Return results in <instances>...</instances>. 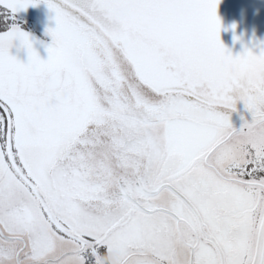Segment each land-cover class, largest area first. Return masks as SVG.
Segmentation results:
<instances>
[{
  "label": "snow or ice",
  "instance_id": "1",
  "mask_svg": "<svg viewBox=\"0 0 264 264\" xmlns=\"http://www.w3.org/2000/svg\"><path fill=\"white\" fill-rule=\"evenodd\" d=\"M219 3L0 0V264H264V45Z\"/></svg>",
  "mask_w": 264,
  "mask_h": 264
},
{
  "label": "water",
  "instance_id": "2",
  "mask_svg": "<svg viewBox=\"0 0 264 264\" xmlns=\"http://www.w3.org/2000/svg\"><path fill=\"white\" fill-rule=\"evenodd\" d=\"M217 14L222 24L220 39L233 56L242 54L245 48L260 54V45H264V0H220ZM236 107L246 110L242 102Z\"/></svg>",
  "mask_w": 264,
  "mask_h": 264
},
{
  "label": "rangeland",
  "instance_id": "3",
  "mask_svg": "<svg viewBox=\"0 0 264 264\" xmlns=\"http://www.w3.org/2000/svg\"><path fill=\"white\" fill-rule=\"evenodd\" d=\"M3 13L5 11L3 9H0ZM11 22L15 23L21 30L27 31L36 42L41 43L42 47H46V45H49L52 43L51 37L46 34L47 29L49 28H55L56 25L50 24V23H45L41 20H38L36 16H33L32 14L24 13V12H18L15 14V17L12 18ZM19 44V42L17 43ZM16 45V42H15ZM37 46V45H34ZM20 48V45L18 46ZM12 49H15L13 47ZM42 60H47L48 59V54L40 55ZM19 59V57H16ZM233 115L231 118H237L238 116ZM235 116V117H234Z\"/></svg>",
  "mask_w": 264,
  "mask_h": 264
},
{
  "label": "flooded vegetation",
  "instance_id": "4",
  "mask_svg": "<svg viewBox=\"0 0 264 264\" xmlns=\"http://www.w3.org/2000/svg\"><path fill=\"white\" fill-rule=\"evenodd\" d=\"M21 12L32 14L33 16H36L38 20L45 23L56 25L54 20L55 14L51 12L44 3H40L37 6H29L26 10H22ZM232 114L238 116L236 119L231 118V123L237 130L242 127L244 120L251 121V114L247 110H237ZM231 117H233V115H231Z\"/></svg>",
  "mask_w": 264,
  "mask_h": 264
},
{
  "label": "crops",
  "instance_id": "5",
  "mask_svg": "<svg viewBox=\"0 0 264 264\" xmlns=\"http://www.w3.org/2000/svg\"><path fill=\"white\" fill-rule=\"evenodd\" d=\"M23 32L27 33V31H24L22 30ZM29 34V33H28ZM30 35V34H29ZM31 36V35H30ZM32 37V36H31ZM33 39V45H37V46H34L35 50L39 53V55H46L48 54L47 50H46V47H42L41 43L39 42H36L35 39L32 37ZM18 41L16 42V45H15V49H11V55L15 56V57H19L18 60H20L21 62H24V63H27V52L26 50H24L23 48H19V44H17ZM50 45V44H49ZM47 46V45H46ZM41 58V57H40Z\"/></svg>",
  "mask_w": 264,
  "mask_h": 264
},
{
  "label": "trees",
  "instance_id": "6",
  "mask_svg": "<svg viewBox=\"0 0 264 264\" xmlns=\"http://www.w3.org/2000/svg\"><path fill=\"white\" fill-rule=\"evenodd\" d=\"M6 14L0 10V17H4Z\"/></svg>",
  "mask_w": 264,
  "mask_h": 264
},
{
  "label": "clouds",
  "instance_id": "7",
  "mask_svg": "<svg viewBox=\"0 0 264 264\" xmlns=\"http://www.w3.org/2000/svg\"><path fill=\"white\" fill-rule=\"evenodd\" d=\"M109 259V261H110V258H108Z\"/></svg>",
  "mask_w": 264,
  "mask_h": 264
}]
</instances>
